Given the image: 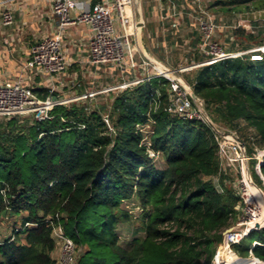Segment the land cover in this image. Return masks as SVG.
Instances as JSON below:
<instances>
[{
    "label": "trees",
    "instance_id": "obj_1",
    "mask_svg": "<svg viewBox=\"0 0 264 264\" xmlns=\"http://www.w3.org/2000/svg\"><path fill=\"white\" fill-rule=\"evenodd\" d=\"M231 3L264 8V0ZM258 54L203 64L187 80L207 110L231 125L245 120L263 146L264 51ZM169 83L154 76L110 93L109 103L90 96L59 103L42 120L0 117V223L9 217L11 225L0 240V264H56L57 225L80 248L77 264L212 263L223 231L238 218L239 196L216 188L217 133L173 111ZM34 90L59 98L47 87ZM148 123L146 139L140 124ZM131 200L143 208L144 235L126 246L118 225L132 218ZM232 248L264 261V227Z\"/></svg>",
    "mask_w": 264,
    "mask_h": 264
},
{
    "label": "built area",
    "instance_id": "obj_2",
    "mask_svg": "<svg viewBox=\"0 0 264 264\" xmlns=\"http://www.w3.org/2000/svg\"><path fill=\"white\" fill-rule=\"evenodd\" d=\"M166 1L169 2L170 7L174 9L177 7V0ZM48 2L52 12L59 18V31L53 35L44 36L30 47V57L25 63V68H35L48 75L65 72L70 63L64 53L62 31L69 25L81 22L89 23L92 29L88 47V61L91 64L120 66L128 64L130 67L138 65L136 58L137 20L129 11L136 0H96L93 3L81 0H48ZM1 5L0 2V26L11 25L14 22L13 12L9 7L2 9ZM175 13L174 11L173 15ZM202 27L205 38L209 39L214 25L202 23ZM204 51L209 55H206V61L203 60L198 64L200 66L241 55L218 49L212 42L208 43V47ZM261 51H264V45L261 47ZM143 63L152 64L154 68L158 69L159 73L153 76H164L169 79L173 111L184 117L205 120L200 110L194 108V101L201 105L204 101L200 97L194 99L189 95L187 87L191 86L190 83L181 76H175L173 71L158 61L154 63L144 60ZM137 82L139 81L125 82L119 86L126 87ZM34 89L32 84H26L19 79L11 84L0 83V117L32 113L35 119L42 120L49 117V110L54 105L68 102L66 99H52V97L43 99ZM92 95H94L93 92H87L75 99ZM105 119L108 122V119ZM215 132L219 146L220 170L226 162H228L227 164L238 163L240 168L238 194L242 212L229 226L230 229L225 231L229 228L227 227L223 231L224 247L232 249L234 244L240 243L251 231L264 227V175L261 170L264 163V145L259 146L257 141H254V135H250L249 142L253 150L248 153L246 141L236 131L217 129ZM150 155L154 157L156 153L150 150ZM252 158L255 159L254 171L261 179L262 185L258 184L252 176L249 166V160ZM214 183L216 188L222 192V185L218 181ZM54 237L61 242L60 264H77L80 248L71 237L65 234L61 225L54 227ZM250 253L259 261V264H264V261L254 255L252 251ZM215 258L218 261L217 255Z\"/></svg>",
    "mask_w": 264,
    "mask_h": 264
},
{
    "label": "rangeland",
    "instance_id": "obj_3",
    "mask_svg": "<svg viewBox=\"0 0 264 264\" xmlns=\"http://www.w3.org/2000/svg\"><path fill=\"white\" fill-rule=\"evenodd\" d=\"M152 1L153 0H150L151 3ZM231 1L232 0H177V7L175 9L173 7H170V15L168 17L172 18L169 20L167 19L168 21L171 20L169 24L171 23V26L175 27L176 33L167 34V32L165 31V35H167L168 38L167 43L163 44V39L161 40V43L157 42L156 48L153 49L154 55H149V57L144 59L147 61H161V64L173 71V74L175 76H181L184 80L188 82L187 78L193 76L194 70L200 66L198 64L203 60H207L206 55L209 54H207L204 49L208 47L209 42L214 43L216 48L221 50L240 54L250 53L254 55L253 58L259 57L260 55L258 54V50H261V47H263L264 45V8L260 10H237L235 9V4L231 3ZM141 4L139 2V4L137 5H139L140 7ZM140 8L142 9V6ZM174 11L176 13L173 15ZM202 23H211L214 25L209 39L205 38ZM147 34L148 32L147 30H145L144 27L143 40L145 45H147L148 43ZM249 34L253 35V37H249ZM173 35L176 38L173 39V41L171 42L172 38L170 37H172ZM203 46H205V48H202ZM136 51L137 55L139 50ZM198 59H201V61H198ZM149 67L150 75H156L159 73L158 69L154 68L153 65ZM107 71V76L101 79V81H99V78H97V76L95 77L92 73L90 74L91 77L88 78L85 82V85L87 87L86 89L88 90L87 92L94 93V95L90 97L95 98V101H107V103H109L111 97L110 93L116 92L118 89L123 88L119 86L120 84H122L120 82L124 81L123 79L127 80L130 75V73H127V71L121 74L120 67H118V70L107 69ZM69 73L71 74L70 67L67 70V74ZM67 81H69V85H73V82L71 83L70 79H67ZM74 81H77V77L74 78ZM68 87L69 86H66V88ZM81 88H84L83 83H81L80 86L79 84H77L74 89L72 88L67 92L71 93V95H76L77 93L75 92H79ZM87 92L85 91V93ZM84 99H86V97ZM199 106H203L207 113L209 114L210 112L211 115L216 119L213 120L211 115L209 114L210 118L218 129L223 131H236L243 140H245V136L251 137L250 135H254V141H256L257 137L254 134V128L248 125L245 120L240 119L238 122H235L234 125H231L221 120L218 114L212 110V107L207 110L204 102L201 105L197 101H194V108L199 109ZM30 116H32V113L21 114L18 116V119L22 123L26 119L30 120ZM0 120L3 119L0 118ZM140 126L142 127L143 132L146 134L147 139V135H149L151 131L150 123L144 125L140 124ZM248 139L250 141L251 138ZM246 143L248 150V142ZM154 157L157 165L162 166L164 161L163 157L157 154ZM227 163L228 162H226V164L223 165L221 168V174L224 178H221V174H218L213 176L212 180L214 182L218 181L219 184L223 185V187L232 188L239 196V165L238 163ZM254 163L255 159L252 158L249 160V166L252 171V176L254 177L255 181L258 182V184L262 185L261 179L259 178L258 174L254 171ZM241 206V203L237 204V210L239 215L242 212ZM126 207L129 209L132 218L129 221H122L119 223L118 233L120 242L123 245L130 246L131 241L136 236L144 235V232L141 228V216L143 213V208L135 200L128 201ZM7 218L9 217H6V219L0 223V240L6 238L11 232V225L10 222L7 221ZM56 242V250L58 253L56 264H60L62 249L61 242L59 240H56ZM221 247L224 248L223 242L219 244L216 248L215 255L211 264L218 263L215 256L217 255L218 257V253ZM229 250L234 251L232 252L233 254L228 255L225 250H221L220 252V259H222L225 264H251L249 263L251 253L248 256H241L233 248Z\"/></svg>",
    "mask_w": 264,
    "mask_h": 264
},
{
    "label": "crops",
    "instance_id": "obj_4",
    "mask_svg": "<svg viewBox=\"0 0 264 264\" xmlns=\"http://www.w3.org/2000/svg\"><path fill=\"white\" fill-rule=\"evenodd\" d=\"M81 1L93 3L96 0ZM144 1L136 0L129 11L137 21L140 16H143V28L145 27L148 32L147 51L149 55H154L153 49L156 48V43H161L162 39L163 44L168 41L165 31L167 34H175L176 29L171 26V23L169 24L171 20L168 21L172 18L168 17L170 15L168 1L153 0L152 3L150 0ZM0 2L2 9L9 7L14 14V22L11 25L0 26V83L11 84L19 79L26 84H32L35 88L47 87L53 91L55 90L60 99L71 101L88 91L85 82L91 77L90 74L92 73L101 81L107 76V69L118 70V67H120L121 74L125 71L130 73L129 78L127 80L123 79L124 81L120 83L144 81L154 77L149 74V66H152V64L143 63L144 58L147 57L141 53L137 44L136 48L139 50L136 55L138 65L135 68L130 67L128 64H125V67L116 64H90L88 61V47L92 29L91 25L86 22L69 25L62 31L63 49L70 63L68 68L70 67L71 74H67L68 69L62 74L48 75L37 71L35 68H25V63L30 57V47L44 36L57 33L59 31V18L52 12L48 0H0ZM139 2L140 4L142 2L140 5L142 9L137 5ZM77 11L74 12L77 13ZM170 38H172V42L176 37L173 35ZM198 61H201V59H198ZM76 77L77 81L75 82L74 78ZM67 79H70L73 85H69ZM81 83L84 84L83 92H75L76 95L67 92L72 88L74 89L77 84L80 86ZM66 86L69 87L66 88ZM57 254L55 249L52 256L56 259V263Z\"/></svg>",
    "mask_w": 264,
    "mask_h": 264
},
{
    "label": "water",
    "instance_id": "obj_5",
    "mask_svg": "<svg viewBox=\"0 0 264 264\" xmlns=\"http://www.w3.org/2000/svg\"><path fill=\"white\" fill-rule=\"evenodd\" d=\"M137 28H136V44L138 46V49L141 51V53L146 56L149 57L146 45L144 43L143 40V26H144V19L143 16H140L139 20L136 23ZM153 61V60H152ZM154 63H157V61H153ZM188 89V93L189 95L194 98L197 99L198 96L195 94L193 88L191 86L187 87ZM57 97L54 95L52 96V99H56ZM199 110L201 112V114L203 115L205 121L208 123V125L213 128L214 130H217V126L214 124V122L212 121V119L210 118L209 114L207 113V111L205 110V108L203 106H199ZM229 228H227L225 231L229 230Z\"/></svg>",
    "mask_w": 264,
    "mask_h": 264
},
{
    "label": "bare ground",
    "instance_id": "obj_6",
    "mask_svg": "<svg viewBox=\"0 0 264 264\" xmlns=\"http://www.w3.org/2000/svg\"><path fill=\"white\" fill-rule=\"evenodd\" d=\"M221 250H225L227 253H228V255H231V254H233L232 252H234V251H232V250H229V249H226V247H221ZM221 250H220V252H221ZM249 260H251L252 262H253V264H259V261H257L253 256H251L250 257V259ZM250 261V262H251ZM218 262V263H217ZM216 263L217 264H225L224 262H223V260L222 259H220V253L218 254V261H217Z\"/></svg>",
    "mask_w": 264,
    "mask_h": 264
}]
</instances>
